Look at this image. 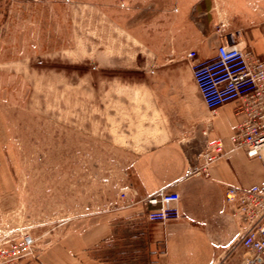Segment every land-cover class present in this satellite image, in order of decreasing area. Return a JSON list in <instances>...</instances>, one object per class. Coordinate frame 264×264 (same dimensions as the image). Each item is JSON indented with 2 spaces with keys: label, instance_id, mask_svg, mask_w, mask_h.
I'll return each mask as SVG.
<instances>
[{
  "label": "rangeland",
  "instance_id": "374dc122",
  "mask_svg": "<svg viewBox=\"0 0 264 264\" xmlns=\"http://www.w3.org/2000/svg\"><path fill=\"white\" fill-rule=\"evenodd\" d=\"M171 2L0 0V225L35 239L31 261L110 221L97 258L148 264L144 239L117 225L133 203L127 169L139 152L152 53L179 46L153 18Z\"/></svg>",
  "mask_w": 264,
  "mask_h": 264
},
{
  "label": "crops",
  "instance_id": "0c3cea01",
  "mask_svg": "<svg viewBox=\"0 0 264 264\" xmlns=\"http://www.w3.org/2000/svg\"><path fill=\"white\" fill-rule=\"evenodd\" d=\"M171 3L161 21L158 15L153 18L156 26L171 29L179 46L173 53H152L156 62L145 78L148 101L142 105L143 120L137 133L139 152L127 169V198L133 203L119 210L118 222L123 224L117 226L132 231L134 239H144L148 264H214L238 234L237 223L224 202L225 190L259 186L264 171L258 160L249 159L232 141L244 119L235 114L236 103H226L211 113L194 81L192 65L211 57L215 47L229 37L261 54L264 0ZM165 35L169 38L167 32ZM190 51L194 56L188 57ZM5 136L0 116V145ZM214 140H221L222 155L205 174L195 173L205 145ZM160 189L179 194L176 208L180 216L150 223L142 236L140 224L152 209L145 200ZM114 231L110 221L92 224L70 233L38 261L25 259L23 264H111L97 258L95 251L105 249Z\"/></svg>",
  "mask_w": 264,
  "mask_h": 264
},
{
  "label": "built area",
  "instance_id": "2783aa9c",
  "mask_svg": "<svg viewBox=\"0 0 264 264\" xmlns=\"http://www.w3.org/2000/svg\"><path fill=\"white\" fill-rule=\"evenodd\" d=\"M263 52L256 54L232 39L220 42L211 57L192 65V74L206 108L213 113L220 106L235 102L236 115L244 119L232 141L249 159L258 160L264 171V30ZM194 56V52L188 57ZM207 136V132H203ZM223 153L221 140L207 142L201 154L202 163L194 171L205 174ZM179 194L160 189L145 203L148 223H164L178 219ZM224 202L238 227V234L226 253L214 264H264V177L259 186L250 189L228 187ZM35 239L21 229L0 225V264H23L34 256ZM234 257L233 262L229 261Z\"/></svg>",
  "mask_w": 264,
  "mask_h": 264
}]
</instances>
